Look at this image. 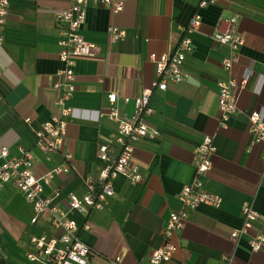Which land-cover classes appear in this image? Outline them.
Returning a JSON list of instances; mask_svg holds the SVG:
<instances>
[{
    "label": "crops",
    "instance_id": "1",
    "mask_svg": "<svg viewBox=\"0 0 264 264\" xmlns=\"http://www.w3.org/2000/svg\"><path fill=\"white\" fill-rule=\"evenodd\" d=\"M114 1L123 3L121 11L113 13L110 5L96 3L84 6L80 32L94 45V55L75 60V91L67 102L74 118L67 123L61 151L46 161L34 132L59 113L55 99L61 90L56 85L63 81V63L53 19L70 0H10L0 46V145H7L10 155L20 149L35 155L33 173L38 177L55 165L71 168L55 175L44 193L60 192L54 202L78 225L79 238L91 249L89 264H108L115 257H120V264H150V252L164 244L162 231L169 213L180 209L181 187L195 177L194 150L204 137H211L212 167L201 179L204 188L222 201L218 207L187 211L183 226L170 240L176 249L162 264H264V248L252 252L248 244L251 234L264 233V143H252L248 131L250 112L264 120V0H219L205 7H198L200 0ZM196 14L201 23L189 33L192 51L183 62L187 76L168 82L164 91H152L153 113L146 122L158 134L133 143L132 162L141 180L132 183L118 175L103 210L68 211L66 193L82 195L83 178L98 179L103 167L98 145H114L117 123L106 116L108 109L115 107L122 118L131 115L133 104L123 99H132L155 79L150 55L172 51ZM233 14L238 16L244 44L238 62L228 71L221 60L229 49L213 39V31L223 28L220 17ZM110 24L123 28L125 37L110 42ZM245 71L251 76L239 91L238 110L222 123L217 83L239 79ZM109 94L116 95L113 104ZM26 117L30 122L24 121ZM66 153L72 157L65 159ZM246 202L259 216L247 234L232 240L230 233L241 225ZM33 216L23 195L3 184L0 264H45L27 258L28 253H37L29 238L39 233L58 238L61 230L51 227L45 214L32 224Z\"/></svg>",
    "mask_w": 264,
    "mask_h": 264
},
{
    "label": "built area",
    "instance_id": "2",
    "mask_svg": "<svg viewBox=\"0 0 264 264\" xmlns=\"http://www.w3.org/2000/svg\"><path fill=\"white\" fill-rule=\"evenodd\" d=\"M218 1L200 0L198 7H205ZM89 3L110 5L113 13L123 9L121 1L70 0L69 6L54 13L53 22L57 32V43L60 46L58 56L63 63L60 72L63 81L56 85L61 90L55 99L59 113L52 114L34 132L35 144L46 161H51L61 151L67 123L74 118L73 108L68 106L67 102L75 91V60L78 57L94 55V45L84 40L80 32L85 20L84 6ZM9 4L10 0H0V46L3 43V28L9 12ZM219 22L223 28L215 27L213 39L227 45L229 51L221 60V65L229 71L238 62L239 49L244 44V36L239 32L237 15L220 17ZM200 23V16L196 14L184 28L186 35L179 40L172 51L150 55L156 77L140 94L132 99L124 97V102L131 101L133 104L129 117L122 118L113 106L108 109L106 116L117 123L113 137L114 145L107 143L98 145L97 156L103 163L98 179L91 176L84 177L86 191L82 195L66 193L68 211L87 213L90 210H103L107 200L114 194L113 180L118 175L124 176L132 183L141 180L138 167L132 162L133 143L144 137L154 138L158 134V131L146 122L153 113L150 105L151 93L153 90L164 91L168 82L178 83L186 78L187 73L183 68V62L186 53L192 51L189 33L195 32ZM107 32L110 42L121 40L126 35L123 28L113 24L107 27ZM250 74L249 71H245L239 79L229 78L218 81L217 106L222 123H226L237 112L239 91L247 85ZM108 101L113 104L116 101V95L109 94ZM24 121L28 123L30 118L26 117ZM248 121L252 143H264V120H261L259 114L253 111L248 114ZM214 151L213 141L207 136L195 148V177L190 183L181 187L177 195L180 209L169 213L162 231L164 244L150 252V264H162L172 257L176 246L170 241L171 237L183 226L188 210H194L200 206L218 207L220 205L221 196L207 191L201 179L212 167L211 158ZM64 157L70 159L72 156L66 153ZM261 159L264 163V155ZM37 161L38 158L28 150L20 149L18 154L10 155L9 147L0 145V188L6 183L23 195L24 200L34 211V216L30 220L32 224L36 223L39 215L45 214L48 216L51 227L61 230L58 238L50 237L45 233L31 235L29 240L37 253H28L27 258L32 261L41 260L45 264H89L91 249L79 238L78 225L67 216V211L60 209L54 202L60 192L55 190L51 195L44 193L45 185H48L55 175L67 173L71 168L68 165H55L38 177L33 173V167ZM241 216V225L230 233L232 240L247 234L259 214L251 203L246 202L241 207ZM88 228L89 225L86 224L85 229ZM248 244L252 252L264 248V233L251 234ZM108 264H120V257H115Z\"/></svg>",
    "mask_w": 264,
    "mask_h": 264
},
{
    "label": "rangeland",
    "instance_id": "3",
    "mask_svg": "<svg viewBox=\"0 0 264 264\" xmlns=\"http://www.w3.org/2000/svg\"><path fill=\"white\" fill-rule=\"evenodd\" d=\"M28 239V238H27Z\"/></svg>",
    "mask_w": 264,
    "mask_h": 264
}]
</instances>
